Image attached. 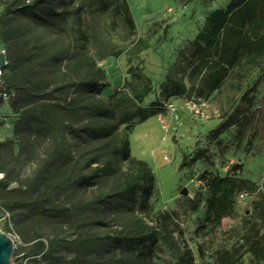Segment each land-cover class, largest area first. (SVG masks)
Listing matches in <instances>:
<instances>
[{
  "label": "rangeland",
  "instance_id": "rangeland-1",
  "mask_svg": "<svg viewBox=\"0 0 264 264\" xmlns=\"http://www.w3.org/2000/svg\"><path fill=\"white\" fill-rule=\"evenodd\" d=\"M128 1L136 22L133 33L114 5L104 10L99 0H0V14L9 4L14 10L0 18V51L7 61L0 67V85L17 77L21 62H25L21 52L15 50L14 41L19 38L28 42L29 31L12 36L10 29L26 31L36 26L28 6L55 19L52 32L39 29L38 35L51 37L58 67L67 71L80 60L88 63V57L94 61L96 68L92 71L100 84L110 83L102 90V97L109 99L118 91L113 101L118 117L135 109V100L128 98L145 84L135 74L149 77L150 91L143 105L159 101L165 109L133 128L131 153L146 160L156 175L149 198L152 211H167L172 218L159 242L144 254L146 264H181L178 254L186 245L193 251L195 264L216 262L225 250L242 255L236 264H264L248 250L251 236L264 233V54L245 56L227 72L204 70L192 79L190 72L196 59L193 40L207 15L226 8L230 0ZM35 61L37 72H43L42 57ZM78 67L88 72L87 64ZM168 76L185 83L188 92L173 94ZM220 76L223 79L218 83ZM39 79L42 83L36 88L46 89L47 78ZM78 89L66 86L59 96ZM45 97L41 96V102L47 101ZM237 107L240 116L246 117L216 137L215 128ZM26 108L25 103L16 111L9 94L0 91V228L15 241L14 262L127 264L122 258L133 257V245L118 241L124 203L106 196L113 191L115 179L92 171L106 154L94 159L93 167L84 165V159L94 156L104 141L91 140L83 132L69 135L68 127L61 133L41 131ZM125 126L120 124V129ZM63 132L65 137L60 138ZM83 154L86 157L74 165L76 157ZM63 162L68 175L79 178L93 174L92 178L53 189L50 184L54 186L57 179L49 181L48 166ZM214 175L250 179L256 188L238 192L234 211L220 223L198 229L205 222L208 181ZM184 188L187 193L182 192ZM84 202L92 206L83 209Z\"/></svg>",
  "mask_w": 264,
  "mask_h": 264
},
{
  "label": "trees",
  "instance_id": "trees-1",
  "mask_svg": "<svg viewBox=\"0 0 264 264\" xmlns=\"http://www.w3.org/2000/svg\"><path fill=\"white\" fill-rule=\"evenodd\" d=\"M99 2L104 10L114 5L115 11L122 15L130 32H135L136 22L128 0H99ZM12 8L10 4L7 5L0 14V18L14 11ZM28 8L33 13L32 24L36 26L26 31H24L25 28L19 27L10 29L12 36H19L29 31L31 39L28 42H23L19 38L14 41L15 50L21 52L25 62H21L19 71H17L18 76H14L2 91L9 94L11 106L16 111L26 103L25 112L39 122L41 131L61 133L64 128L68 127L71 129L69 135L83 132L91 140L104 141L96 148L97 152L94 156L89 159H84L85 154L77 156L74 165L81 163L84 159L85 166L93 167V160L101 154H106V159L96 162L92 171L99 170L114 178L113 191L107 193L106 196L124 203L123 230L118 241L133 245L131 252L133 257H124L122 260L127 264H146L147 258L144 254L151 252L159 242L161 233L168 230V222L172 216L167 211H152L149 198L155 186L156 175L146 160L132 155L130 134L138 123L164 112L165 106L160 105L159 101H152L148 106L143 105L144 98L150 91L151 80L145 75L135 74L137 78L144 79L145 84L133 98H128L131 101L135 100V109L121 113L118 117L117 105L113 102L118 91H114L109 99L102 97V90L110 86V83L103 81L100 84L98 76L92 71L96 68L94 61L90 57L87 58L88 63L85 60L78 61L73 67L68 68L71 73L58 67L51 50V37L38 35L39 29H48L52 32L55 19H48L38 14L34 6H28ZM40 40L44 41L39 43ZM193 45L196 48V59L190 72L192 79L204 70L227 72L230 68L239 65L245 56L257 58L263 55L264 0H230L226 8L211 11L205 19L203 28L193 40ZM121 53L122 51L116 55ZM39 56L42 57L41 68L44 70L41 73L37 72L38 63L35 61ZM80 63L87 64L88 72H81L82 70L78 67ZM52 64L53 68L50 67ZM45 66L49 68L45 69ZM97 71L102 73V78H105V73L100 68H97ZM36 75H39L36 80L32 79ZM40 77L47 78L46 89L36 88V85L42 83ZM222 77H219L218 83L222 81ZM168 80L174 88L173 94L181 95L188 92L189 88L185 83L176 81L171 76H168ZM66 86H76L79 89L71 95L60 98L59 95L63 93ZM45 95L48 96V98L45 97L47 101L41 102V96ZM238 109L237 107L232 114L218 124L214 131L216 137L230 127L241 123L246 117L245 114L241 117ZM122 123H126L124 129H120ZM63 137H65V132L60 138ZM60 143L58 142V148ZM184 164L185 156L181 166ZM48 167L49 181L57 179L54 186L50 184L53 189L64 188L76 180L84 183L93 176L90 174L74 178L68 175L65 163L60 166L51 164ZM233 167L237 168L240 165ZM255 188V182L250 179L230 175L211 176L208 181L205 222L198 229L205 228L208 223H220L225 216L234 211L236 194L242 190H254ZM87 206H92V203L84 202L81 205L83 209ZM194 208H197V205H194ZM41 248L45 249L43 242ZM248 250L256 258L264 260V233L255 232L251 236ZM241 257L242 255H236L235 251L225 250L220 253L216 262H207V264H236ZM178 262L195 264L193 251L188 245L179 252Z\"/></svg>",
  "mask_w": 264,
  "mask_h": 264
},
{
  "label": "water",
  "instance_id": "water-1",
  "mask_svg": "<svg viewBox=\"0 0 264 264\" xmlns=\"http://www.w3.org/2000/svg\"><path fill=\"white\" fill-rule=\"evenodd\" d=\"M6 63V54L0 51V67ZM3 89L4 86L0 85V91ZM187 191V188L182 190L183 193H187ZM15 246L13 238L0 228V264H16L13 260Z\"/></svg>",
  "mask_w": 264,
  "mask_h": 264
},
{
  "label": "built area",
  "instance_id": "built-area-1",
  "mask_svg": "<svg viewBox=\"0 0 264 264\" xmlns=\"http://www.w3.org/2000/svg\"><path fill=\"white\" fill-rule=\"evenodd\" d=\"M6 94V93H5ZM14 240V239H13ZM15 242V241H14Z\"/></svg>",
  "mask_w": 264,
  "mask_h": 264
}]
</instances>
